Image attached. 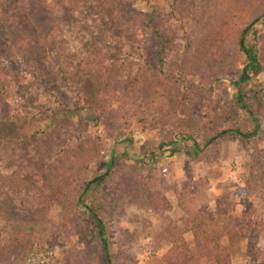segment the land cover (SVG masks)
<instances>
[{
    "label": "rangeland",
    "instance_id": "1",
    "mask_svg": "<svg viewBox=\"0 0 264 264\" xmlns=\"http://www.w3.org/2000/svg\"><path fill=\"white\" fill-rule=\"evenodd\" d=\"M235 1L240 8L230 0H28L22 20L39 38L37 54L10 56L0 42V264H106L77 203L86 182L83 197L105 223L113 264H166L172 240L194 246L186 227L264 216V72L241 84L260 133L208 142L222 127L251 125L234 100L244 60L219 39L238 35L263 0ZM150 17L169 45L163 69ZM179 19L200 42L186 46ZM255 27L264 66V20ZM59 68L80 108L57 86ZM193 74L203 87L175 81ZM222 244L231 264L246 263L245 239ZM258 248L264 254V233Z\"/></svg>",
    "mask_w": 264,
    "mask_h": 264
},
{
    "label": "trees",
    "instance_id": "2",
    "mask_svg": "<svg viewBox=\"0 0 264 264\" xmlns=\"http://www.w3.org/2000/svg\"><path fill=\"white\" fill-rule=\"evenodd\" d=\"M12 1V2H11ZM0 0V26L3 29H7V33L3 35L0 39L1 48L7 49V53L11 56L14 53L21 54L24 56H28V53L31 51L33 55H36L38 51H36V45L39 42V38H33L28 35L26 23H24V14L27 13L29 4L28 0ZM49 1V0H45ZM65 4L70 2V0H61ZM227 2L229 0H226ZM230 3H233L237 8H240L241 5L238 4L234 0H230ZM10 4L8 7V13L11 12L10 15L5 14V9L3 5ZM260 10L252 14V16L247 20L244 25L240 28L239 34L233 32V36L228 42H224V36L219 39V42L222 43L225 47L234 46L236 51L244 60V65L241 69L240 74L237 76V79L234 80V85L236 86L234 92V100L238 107L243 110L246 115L250 119V127L247 129L237 127V126H225L222 127L215 135L211 136L208 142L215 140L217 137L223 136L225 134L231 133L236 134L244 139H250L257 136L260 133V122L254 111L252 105L247 102L248 95L245 91L241 89V84L249 81L252 77H257L260 73L264 72V66L261 62L259 55V37L258 31L255 25L264 20V0L261 3ZM201 7L197 8V11H193L195 16H201L203 13L200 12ZM204 10V9H201ZM247 10V9H244ZM31 11V9L29 10ZM236 13H231L230 16L235 15ZM199 18V17H198ZM198 22V19L197 21ZM228 21H223L224 25H227ZM221 23V22H220ZM221 23V24H222ZM7 24V25H6ZM147 28L151 30V34L154 39L158 43V47L156 49L157 59L160 63V68L166 64L164 61L163 55L168 53V43L166 39V34L162 32L160 26L154 23L153 18H148L146 22ZM7 26V27H6ZM176 28L178 32L181 34V39L186 46H191L195 42H200V37L198 39H192L193 33L195 32L194 27H190L185 23L181 22L179 19L176 21ZM19 32L20 34L14 37V33ZM216 33V32H215ZM35 34V33H34ZM252 36L251 40H248V36ZM211 44H215L214 36ZM204 39V38H203ZM187 48H185L186 50ZM38 50V49H37ZM212 50V49H211ZM218 52V51H217ZM6 53V52H5ZM0 54H2L0 52ZM20 55V56H21ZM202 58L198 57V61ZM1 60V58H0ZM185 75L187 70H183ZM185 75H178L179 77L175 79L176 82H179L182 87L189 88L190 86H196V88L203 87L199 83L198 75H190V77ZM34 80L36 79V71L30 75ZM41 89L45 92L46 97L51 101L54 106H61V102L59 98V94L56 91L49 90L42 82H38ZM57 86H59L62 90L68 91L70 95H72V108L77 109L80 108L81 104V95L79 91L75 90L72 84L68 81V75L62 70V68L58 69V81ZM207 88V87H205ZM208 115V113H205ZM93 126L95 133L99 132V123L98 120L95 119L93 121ZM36 134V133H35ZM0 154L2 151L0 150ZM4 161L0 157V164ZM108 171L104 175L109 174L110 165H108ZM97 180V179H96ZM89 182H86L85 188L83 189V193L78 196L77 203L80 206H84L88 213V219L86 220L87 229L86 232L90 234L96 235L99 244L104 249L106 264H113L111 259V255L108 247V240L106 237V227L105 223L102 220L97 208L92 204H86L83 194L90 187ZM210 222L213 221L211 217ZM223 224V227H220L213 221V224L210 226H206L205 222L201 221V226L190 228L186 227L184 232L192 231V235L194 238V246L191 248L187 243H184L181 238V243L183 244L181 247L178 245L179 243H175L172 240V246L168 250L166 255V264H202L201 259L205 258L214 264H231V255L228 253V249L223 246L222 239H245L246 246L244 252L245 264H264V254L261 253V250L258 248V241L261 234L264 233V216L262 214L256 215L255 218L252 216L245 217L241 220L234 219L233 221H220ZM200 223V224H201ZM183 232V233H184ZM86 233V234H87ZM180 239V237H179Z\"/></svg>",
    "mask_w": 264,
    "mask_h": 264
}]
</instances>
